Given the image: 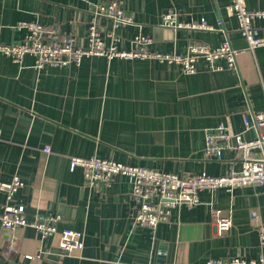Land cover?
<instances>
[{"label":"crops","instance_id":"1","mask_svg":"<svg viewBox=\"0 0 264 264\" xmlns=\"http://www.w3.org/2000/svg\"><path fill=\"white\" fill-rule=\"evenodd\" d=\"M111 0H0V44L21 43L19 22L36 20L58 35H76L87 46L89 4ZM135 24L118 29L122 49L135 34L152 37L150 49L185 53L192 42L213 46L228 39L242 49L236 66L224 59L211 69L204 58L197 71L158 60L105 56L80 65L34 67L0 53V181L19 174L25 185L15 199L36 214L58 215L59 229L84 233V248L66 254L58 236L43 237L34 227L0 226V264H206L210 258H259L264 254L259 226L264 224V186L199 192V204L174 207L156 234L134 224L132 182L118 175L95 190L85 186L81 167L70 170L72 156L109 158L180 175H212L239 169L240 154L229 147L221 160L204 156L206 132L221 122L232 134L255 139L244 116L264 110V45L248 50L229 0H117ZM249 10L264 0H244ZM180 22L206 19L222 30L163 25L167 12ZM112 28L108 19H102ZM264 37V18L255 21ZM48 39V36L45 37ZM231 144H235L232 140ZM50 147L46 152L45 148ZM6 196L0 191V211ZM213 208L229 211L233 224L219 233ZM255 213V218L252 214ZM155 235V236H153ZM32 256V257H28Z\"/></svg>","mask_w":264,"mask_h":264},{"label":"built area","instance_id":"2","mask_svg":"<svg viewBox=\"0 0 264 264\" xmlns=\"http://www.w3.org/2000/svg\"><path fill=\"white\" fill-rule=\"evenodd\" d=\"M90 20L88 24L87 46L78 43L76 35H58L56 29L39 21H22L17 27L26 29L25 39L19 43L0 44V53L9 56L14 62L21 64L26 55L34 57V67L80 65L84 58L105 56L109 59L118 57L128 60L150 59L179 65L182 72L192 74L197 71L196 62L204 58L211 69H222L219 59H224L227 66H236V57L244 50L234 48L226 39L221 44L213 46L203 42H192L185 53L160 52L150 49L153 39L150 35L139 32L131 40L129 49L120 48L122 36L118 29L135 24L134 18L117 0L107 2H92L89 4ZM227 13L236 16L239 30L248 42V50L254 51L257 46L264 45V37L258 34L255 21L264 18V9L249 10L244 0H229ZM102 19H108L112 28H106ZM163 25L189 29L224 30L223 19L220 17L217 25L206 19L180 22L177 15L171 11L164 14ZM48 36V39L45 37ZM247 128L251 125L257 130L255 139H245L241 134H232L229 127L221 122L216 127L207 130L204 156L207 159L221 160L226 148L233 147L240 154V168H231L227 173L212 175L201 173L180 175L165 172L151 167L134 166L109 158L98 156L70 158V170L81 167L84 172L85 186L90 190L97 189L103 182L111 183L116 176L123 175L132 182V196L135 206L132 213L134 224L148 227L152 233L160 223L170 219L171 211L178 205L188 207L199 204V192L226 189L233 192L238 187L264 186V110L253 116L252 122L244 116ZM232 140L235 144H231ZM50 147L45 151L49 152ZM25 183L19 174H14L10 180L0 181V191L6 196L3 209L0 211V226L6 230L17 227H34L43 237L52 235L59 237V246L66 254L79 252L84 248V233L80 230L58 227V215L36 214L33 219L27 215L24 204L15 199L16 193ZM216 214L215 224L221 234L230 229L233 224L231 213L213 208ZM255 218V213L252 214ZM260 244L264 247V224L259 226ZM155 236V235H153ZM32 257V256H28ZM206 264H264V254L259 258L245 259L210 258Z\"/></svg>","mask_w":264,"mask_h":264}]
</instances>
